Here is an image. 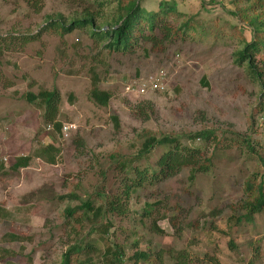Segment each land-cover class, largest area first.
<instances>
[{"label":"rangeland","instance_id":"obj_1","mask_svg":"<svg viewBox=\"0 0 264 264\" xmlns=\"http://www.w3.org/2000/svg\"><path fill=\"white\" fill-rule=\"evenodd\" d=\"M159 1L145 0L143 6L156 10ZM174 1L183 14L173 21L175 28L195 15L202 26L214 18L235 23L224 10L232 8V0ZM78 4L42 0L35 13L23 0H0V264H62L78 238L93 243L91 264H105V245L122 247L124 264H150L136 261V250L158 257V264H172L169 255L182 251L188 264H264V210L250 222L227 223L230 215L243 214L244 181L253 174L257 182L264 178L257 158L232 144L216 150L209 146L213 168L192 182L184 169L147 184L132 195L126 215L111 217L106 236L90 233L85 221L76 225L65 215L67 207L85 199L101 205L99 192L122 193L125 176L115 161L129 158L142 130L179 135L187 145L192 144L189 134L204 130L215 132L223 147L235 135L244 136L264 157V111L258 106L264 103L257 84L233 62L239 41L228 25L216 39L189 32L163 43H141L128 53H109L106 41L92 36L89 27L68 33L46 28L48 18L68 25L80 12ZM243 34L250 39L249 31ZM92 71L99 88L111 95L106 107L89 96ZM150 76H160L163 89L139 95L128 91ZM40 89L59 93V134L43 123L37 104L25 100ZM112 116L118 118V129ZM48 145L58 149L54 164L37 157ZM192 146L205 145L196 139ZM164 151L155 149L150 164ZM24 156H31L28 167L12 171L15 159ZM70 194L76 199H59ZM144 208L153 216H142ZM152 217L162 234L153 230Z\"/></svg>","mask_w":264,"mask_h":264},{"label":"trees","instance_id":"obj_2","mask_svg":"<svg viewBox=\"0 0 264 264\" xmlns=\"http://www.w3.org/2000/svg\"><path fill=\"white\" fill-rule=\"evenodd\" d=\"M145 0H78L77 8L79 13H75L73 20L64 25L60 20L47 19L46 28H58L62 33H68L76 27H89L90 33L98 40L106 41L105 48L109 53H128L134 51L141 43H163L171 41L177 35L184 37L199 31L204 36L212 35L214 39L221 34L225 26L230 30L239 41V47L233 54V62L238 67H243L251 81L259 87L260 97L264 103V0H232V8L225 12L234 20L235 23H224L214 18L208 26H202L197 21V16H189L184 19L179 27L173 26V21L183 17L174 0H160L156 5V10H147L144 6ZM23 3L37 13L42 6V0H23ZM212 26V27H211ZM244 30L249 31L250 39L244 36ZM91 89L89 96L91 100L100 107H106L111 95L107 91L99 88V77L92 71ZM204 86H208L206 78H202ZM25 100L28 103H36L42 110V120L46 125H51L58 134L61 131V124L57 122L58 106L60 96L57 90L40 89L36 94L27 93ZM260 112L264 111V105L258 104ZM142 113L143 111L140 110ZM115 128L118 129L119 121L116 116L111 117ZM193 144L196 139L203 142V148L193 147L184 144L179 135L156 134L148 130H142L136 135L133 144L134 152L125 159H116V167L121 170L125 178L122 179V193L118 195H106L99 192V196H104L103 203L99 206L89 199L80 201L77 206L67 207L65 215L75 219L76 225L80 221H85L89 226L90 233H95L100 237L108 235L112 227L110 219L112 216L122 217L127 214V205L132 195L147 184H157L163 180L175 176L179 171L187 169L188 179L192 182L198 173L206 174L213 168V153H209V146L214 150L222 147H236L238 151L244 150L247 156L257 158L258 163L264 169V157H261L259 150L253 144V140L244 136L235 135V140L230 144H221L215 132L201 131L188 135ZM162 148L165 151L156 159L155 163L150 164L152 153L155 149ZM208 148V149H207ZM38 158L43 157L48 164H54L58 149L51 145L40 149ZM38 155V154H37ZM114 158V155H111ZM31 156L18 157L10 168L18 171L28 167ZM145 161L148 166L140 168L134 166L135 163ZM256 174L247 178L243 184L242 199L239 203L243 212L241 216L230 215L227 223L233 227L241 222L252 221L255 213L264 210V178L257 182ZM76 199L75 195L60 196L59 199ZM149 207V206H148ZM80 212L78 216L77 213ZM142 216H153V213L144 208ZM75 217V218H74ZM106 221L104 223L103 220ZM152 217L151 226L154 231L162 234ZM80 226V225H79ZM252 243V242H251ZM254 248V254L259 258L258 243ZM94 245L86 239L80 240L67 248L63 254L62 264H91L90 251ZM170 254V253H169ZM103 258L105 264H124V250L122 247L113 249L111 245L103 248ZM132 257L143 260L150 264H158V257L153 258L146 252L136 250ZM189 256L186 252H176V255L168 257L169 263L188 264Z\"/></svg>","mask_w":264,"mask_h":264},{"label":"built area","instance_id":"obj_3","mask_svg":"<svg viewBox=\"0 0 264 264\" xmlns=\"http://www.w3.org/2000/svg\"><path fill=\"white\" fill-rule=\"evenodd\" d=\"M160 76H150L140 84L136 86H130L128 88V91H131V94H143L149 90L152 91H157L160 89H163V84L160 83L161 79L159 78ZM64 131H67L68 128L64 127Z\"/></svg>","mask_w":264,"mask_h":264}]
</instances>
